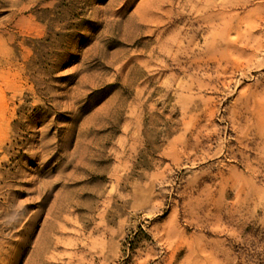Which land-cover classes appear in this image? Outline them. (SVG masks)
<instances>
[{
    "label": "rangeland",
    "instance_id": "374dc122",
    "mask_svg": "<svg viewBox=\"0 0 264 264\" xmlns=\"http://www.w3.org/2000/svg\"><path fill=\"white\" fill-rule=\"evenodd\" d=\"M0 264H264V0H0Z\"/></svg>",
    "mask_w": 264,
    "mask_h": 264
}]
</instances>
